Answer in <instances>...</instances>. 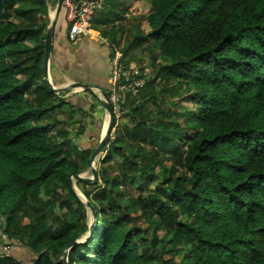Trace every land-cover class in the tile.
<instances>
[{
	"label": "trees",
	"instance_id": "trees-1",
	"mask_svg": "<svg viewBox=\"0 0 264 264\" xmlns=\"http://www.w3.org/2000/svg\"><path fill=\"white\" fill-rule=\"evenodd\" d=\"M127 1L103 0L92 30L126 66L138 49L159 63L127 95L96 184L77 183L96 224L74 245L88 217L68 177L93 152L74 118L100 133L99 104L47 87L46 0H0V241L30 257L0 264H65L70 246L66 264H264V0H145L125 26Z\"/></svg>",
	"mask_w": 264,
	"mask_h": 264
},
{
	"label": "crops",
	"instance_id": "crops-1",
	"mask_svg": "<svg viewBox=\"0 0 264 264\" xmlns=\"http://www.w3.org/2000/svg\"><path fill=\"white\" fill-rule=\"evenodd\" d=\"M91 32H93L97 36H93L89 33L88 36L81 38L79 42H76V44L69 43L66 37V27H65L63 14L61 13L59 15V18L55 23V31L52 41V53H51L52 60L50 59L49 61V74L52 84L58 87L61 86L67 87L71 85L73 82H80L71 75V72L81 70V67H78L76 65L79 60L77 57L78 54H81L87 48L89 50H92L93 52L90 55L92 56L91 58L98 61V63H96L94 66V70L92 71L94 74V79L99 80L102 84L99 85L96 82H94L93 84L87 82L84 83L93 85L94 87L98 88L97 90L99 89L108 90L110 59H109L108 48L105 47L107 43L105 42L104 39L100 37L98 32L93 30H91ZM100 43L101 45H99ZM99 48L107 49L106 50L107 54L98 53ZM100 62H103L104 65H102ZM80 73L82 72L80 71ZM70 95L71 96L76 95L74 99V104L84 107L85 111L87 110V103H89V100L90 102H92V100L88 95H85V97L83 98V97H78L80 95L74 93V94H67L65 97H68ZM93 104H96L95 101H93ZM100 106H101L100 104L96 106L97 107L96 111L99 115V118L101 119V122L104 123L105 112ZM88 109H90V107ZM102 123H101L102 125L101 127H103ZM99 137H100V133L97 132V129H95V127H93L92 125L91 126L86 125L85 132L83 133V135H81L80 142L77 143H79L82 147H90V149L92 150L98 144ZM12 247H10L9 254L7 255L11 254L20 260H28L30 258L27 252L21 249L15 250Z\"/></svg>",
	"mask_w": 264,
	"mask_h": 264
},
{
	"label": "rangeland",
	"instance_id": "rangeland-1",
	"mask_svg": "<svg viewBox=\"0 0 264 264\" xmlns=\"http://www.w3.org/2000/svg\"><path fill=\"white\" fill-rule=\"evenodd\" d=\"M56 1L57 0H46V5H45V8L47 10V17H45V32H46V29L48 27V24H50V19H52L53 17V12L55 10V6H56ZM127 10L126 12V16L125 18L123 19L122 21V25H125V26H130L131 25V19L132 18H136L137 17H140V16H147L148 15V12H149V6H148V3L145 1V0H128L127 3L125 4L124 6ZM103 11V8L98 10V12L96 13L97 16L100 14V12ZM105 11V10H104ZM60 15V14H59ZM97 16L95 17V21L93 23L96 22V18ZM59 17V16H58ZM143 29L145 32L148 31V28L146 27V25L144 24L143 25ZM45 32H44V35H45ZM91 35L93 36H97L96 34H94L93 32H90ZM93 38V37H92ZM69 42V41H68ZM106 42V41H105ZM70 43V42H69ZM87 44V43H86ZM101 45V43L99 44ZM86 47V45H85ZM84 47V48H85ZM94 47V45H93ZM106 48H108V52H109V59L111 60V57H112V54L114 52V49L113 47H110L108 44L105 45ZM83 48V49H84ZM92 49V47H91ZM117 49V48H116ZM82 50V49H80ZM79 50V51H80ZM106 50L107 49H103V48H99L98 49V53H104V54H107L106 53ZM92 50H89V49H85L81 54H78V63L76 64L78 67H81V72L80 71H72L71 72V75L76 78L78 81L84 83V82H87V83H91L93 84L94 82L98 83L99 85L102 84L99 80H96L94 79V74H93V70H94V66L96 63H98L97 60H94L92 59L90 56L92 54ZM128 57H131V63H134L137 67H139L142 71H144L146 73V75H153V73L155 72L152 67H153V64H158L159 63V60H157V54L154 52L153 54H148V53H143L141 52V49H138V50H135V51H132V52H129V56ZM52 58V57H51ZM50 58V59H51ZM128 59V58H127ZM52 60V59H51ZM76 60V59H75ZM125 61H126V58H125ZM102 65L103 62H100ZM44 70V69H43ZM47 73L48 75L46 76L45 75V80L47 82V80L52 84L51 82V79H50V74H49V69H47ZM44 74H45V71H44ZM103 80V79H102ZM53 87H58L54 84H52ZM94 92L96 93L97 97H100V92L99 91H95ZM74 93H77V94H80V93H84L82 91H79L78 92H74V91H68L67 93H60V94H56L58 95L59 98L61 97H65L67 94H74ZM61 94H64L65 96H62ZM146 102V101H145ZM172 102H178V100L174 99L172 100ZM171 103V102H170ZM144 104L145 108L148 109L146 110L145 112L147 111H153L155 109V106L153 104H151L150 102L149 103H142ZM186 107L189 108L188 105L185 104ZM57 112L60 113L61 115H65L67 113L70 112V109L67 108L66 106L62 105L61 107L57 108ZM74 113V112H73ZM77 113V112H76ZM75 115L73 114V117ZM80 119L81 122H79L78 120ZM74 121L75 122H79L81 123V125H84V127H86L87 123L85 120H83V115H81L80 113H77V115L75 116L74 118ZM117 126L119 125H125L128 123V118L127 116H121L117 121ZM115 122V123H116ZM103 124V123H102ZM105 125H106V122H105ZM104 125V127H105ZM61 127H63L64 129L66 130H70L69 127H67L64 123H62L60 125ZM103 129V131H102ZM100 131V134L102 132V134L104 133V128L101 127V129L99 130ZM97 146V145H96ZM94 151V148L92 149ZM105 150H103V152L101 153V155L99 156L98 160L95 161V164H94V168L97 169H100V158H102L103 156H105ZM92 154V153H91ZM114 158H117L116 156H114ZM118 163H115V162H112L111 164H109L110 166L112 165V167H115L116 165H118ZM107 164V166H109ZM82 166V163H80V167ZM111 173V172H109ZM83 175H85L86 178L88 179H91V174L89 172V169L88 167L86 166L85 167V170H83V172L81 173ZM78 182H75L73 179L71 181V190L73 191L74 195H76V198L80 201H82L84 204L88 203L89 201H87V199L84 197V195L82 194V191L81 189L78 187L77 185ZM93 185V184H92ZM138 185H135L134 184V187L131 188L130 191H127V194H129L130 196L132 197H135L137 195V188ZM85 190H87L88 192H90L91 194L94 193V190L91 186L87 187ZM83 205V204H82ZM84 206V205H83ZM86 210V215H87V224H88V228L89 226L91 225V222H92V216L90 215L89 213V210L87 208H85ZM3 221V220H0V222ZM95 224H96V221H95ZM85 236H82L81 237V241L85 240ZM83 239V240H82ZM2 242V244H1ZM85 242V241H84ZM84 242H81V243H84ZM20 244V243H19ZM4 244V239L1 237V241H0V251H5L6 254H9V250L6 249L5 247H3ZM15 247V246H14ZM12 247V248H14ZM61 261H63L64 263H66V259L65 257L61 259Z\"/></svg>",
	"mask_w": 264,
	"mask_h": 264
},
{
	"label": "built area",
	"instance_id": "built-area-1",
	"mask_svg": "<svg viewBox=\"0 0 264 264\" xmlns=\"http://www.w3.org/2000/svg\"><path fill=\"white\" fill-rule=\"evenodd\" d=\"M103 0H62V14L66 27V37L71 44H76L91 32L94 18L98 10L102 7ZM124 58L119 49H114L110 60L109 68V88L107 96L112 106L116 121L123 115V107L127 95H136L146 84L147 75L140 71L134 63L128 66L124 64ZM113 130L110 132L108 140L113 141ZM3 247H20L17 241H9L6 237ZM5 253V251H3Z\"/></svg>",
	"mask_w": 264,
	"mask_h": 264
},
{
	"label": "water",
	"instance_id": "water-1",
	"mask_svg": "<svg viewBox=\"0 0 264 264\" xmlns=\"http://www.w3.org/2000/svg\"><path fill=\"white\" fill-rule=\"evenodd\" d=\"M61 13H62V0H57L55 10L53 12V17H52V19H49L50 24H48V27H47L45 35H44L43 69L45 71L46 76L48 75L47 69H49V61H50L51 53H52V41H53V37H54L55 23L58 19L59 14H61ZM46 83H47V87L49 88V90L54 94L67 93L68 91H74V92H78V90L82 91V92L90 95L91 97H93L101 105L102 109L105 112V121L103 123V128H104L105 122H106V125H105L104 134H102V132H101L100 137H99V142H98L97 146L94 148V151L92 152V154L90 155V158L87 160V167H88L89 172L91 174V179L86 178L85 175H83V174H74V173H71L70 176L68 177V182H69L70 186H71L72 179L78 183H86V184H93L94 185L97 182V170H96V168H94L95 161L98 160L99 156L103 152V150L107 144L109 134L112 131L113 126L115 125V122H116V119L114 117L112 106L110 104L109 98L103 89L97 90L98 88H96L90 84H85V83H81V82H73L71 85H69L67 87L61 86V87H55L54 88L53 85L48 80ZM94 90L100 92V97H97ZM102 131H103V129H102ZM80 202L84 205L85 208H87L89 210V213L92 216V222L88 228V235L85 238V240H83V241L78 240L77 242H75L74 245L83 244L81 242H84V241L86 242L91 238V235H92V233L94 231V227H95V221H96V213H95V210L93 209V207L90 205V203L84 204L82 201H80ZM70 248H71V246L67 248V250L64 253L63 258L65 257V259H66L67 251Z\"/></svg>",
	"mask_w": 264,
	"mask_h": 264
},
{
	"label": "clouds",
	"instance_id": "clouds-1",
	"mask_svg": "<svg viewBox=\"0 0 264 264\" xmlns=\"http://www.w3.org/2000/svg\"><path fill=\"white\" fill-rule=\"evenodd\" d=\"M91 30H92V29H91ZM140 71H142V70L140 69ZM106 94H107V93H106ZM114 126H115V125H114ZM114 126H113V128H114ZM112 130H113V129H112ZM2 253H3V254H5V255H7V254H6V253H4L3 251H2Z\"/></svg>",
	"mask_w": 264,
	"mask_h": 264
},
{
	"label": "bare ground",
	"instance_id": "bare-ground-1",
	"mask_svg": "<svg viewBox=\"0 0 264 264\" xmlns=\"http://www.w3.org/2000/svg\"><path fill=\"white\" fill-rule=\"evenodd\" d=\"M50 19V18H49ZM104 131H105V127H104ZM104 134V133H103Z\"/></svg>",
	"mask_w": 264,
	"mask_h": 264
}]
</instances>
